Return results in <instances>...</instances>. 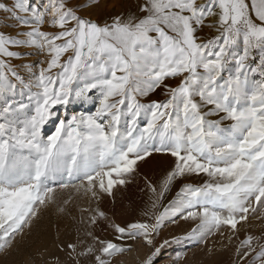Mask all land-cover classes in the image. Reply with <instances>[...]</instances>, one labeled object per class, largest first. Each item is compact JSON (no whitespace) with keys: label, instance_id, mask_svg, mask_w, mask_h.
<instances>
[{"label":"snow or ice","instance_id":"snow-or-ice-1","mask_svg":"<svg viewBox=\"0 0 264 264\" xmlns=\"http://www.w3.org/2000/svg\"><path fill=\"white\" fill-rule=\"evenodd\" d=\"M95 4L0 0V27L16 29L0 30V251L42 209L64 213L80 197L84 236L67 245L76 264H117L138 241L141 264H156L170 243L157 245L162 227L180 221L193 226L171 243L218 235L239 241L238 264H264V234L248 231L264 222V0L81 14ZM158 89L163 99L144 102ZM158 154L169 164L157 182L145 176L139 216L117 222L101 204Z\"/></svg>","mask_w":264,"mask_h":264},{"label":"rangeland","instance_id":"rangeland-1","mask_svg":"<svg viewBox=\"0 0 264 264\" xmlns=\"http://www.w3.org/2000/svg\"><path fill=\"white\" fill-rule=\"evenodd\" d=\"M35 4H40L41 0H33ZM88 0H73V3H87ZM136 0H96L94 7L83 11L82 15L91 16L93 19L103 21L120 13L127 14L130 10H135ZM3 16L0 15V24L3 23ZM0 30L6 34L14 35L16 29L3 28ZM44 30H50L45 28ZM205 28V34L209 30ZM40 59L32 56L28 61L33 62ZM22 63V61H14ZM174 83V81H168ZM162 92L158 89L150 97L143 98L144 102L151 99H163ZM92 105H74L75 111L91 109ZM169 158L156 155L146 163L141 162L139 175L127 189H122L116 194V201L106 198L101 207L107 211L110 217H114L117 222H125L137 218L144 202L148 199L145 188L144 178L147 176L153 182H157L167 169ZM194 179V178H193ZM178 185H174L169 191L163 203L167 204L172 199ZM68 192L57 193V204H61L63 199L67 198ZM87 198L75 197L72 202L66 206L64 213H59L56 206L42 209L37 218H35L30 227L24 229L23 233L18 234L11 247L0 251V264H76L69 255L68 244L78 242V239L84 236V225L80 223V208L88 207ZM93 207L95 204L93 203ZM114 209V212H113ZM162 210V209H161ZM193 226L192 222L180 221L177 224H166L162 227L157 236V245L168 240L170 243L164 247L156 264H238L236 257V245L239 242L229 243L227 239L220 236L209 237L206 243L195 245L191 242L180 241L171 243L173 237L184 236ZM106 227V225H102ZM99 232V229L97 230ZM248 231L256 235L264 234V222L253 220ZM102 236L112 238L111 231L99 232ZM245 235L244 230L240 232V237ZM149 250L145 248L142 242H136L134 250L125 253L117 258V264H141L142 259ZM81 264H87V261H81Z\"/></svg>","mask_w":264,"mask_h":264},{"label":"bare ground","instance_id":"bare-ground-1","mask_svg":"<svg viewBox=\"0 0 264 264\" xmlns=\"http://www.w3.org/2000/svg\"><path fill=\"white\" fill-rule=\"evenodd\" d=\"M208 31V30H207Z\"/></svg>","mask_w":264,"mask_h":264}]
</instances>
